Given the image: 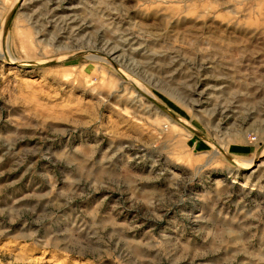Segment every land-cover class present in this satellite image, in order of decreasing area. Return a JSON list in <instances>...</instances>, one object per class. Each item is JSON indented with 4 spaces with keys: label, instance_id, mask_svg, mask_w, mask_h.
<instances>
[{
    "label": "rangeland",
    "instance_id": "374dc122",
    "mask_svg": "<svg viewBox=\"0 0 264 264\" xmlns=\"http://www.w3.org/2000/svg\"><path fill=\"white\" fill-rule=\"evenodd\" d=\"M0 264H264V0H0Z\"/></svg>",
    "mask_w": 264,
    "mask_h": 264
}]
</instances>
